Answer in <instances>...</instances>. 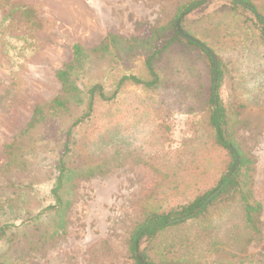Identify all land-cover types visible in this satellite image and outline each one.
Instances as JSON below:
<instances>
[{
    "label": "trees",
    "instance_id": "16d2710c",
    "mask_svg": "<svg viewBox=\"0 0 264 264\" xmlns=\"http://www.w3.org/2000/svg\"><path fill=\"white\" fill-rule=\"evenodd\" d=\"M203 1L177 0L168 12L161 7L158 22L144 36L124 39L109 34L92 49L72 46L71 60L55 73L59 94L35 106L25 128L5 146L6 162L0 167V264H35L41 250L66 233L75 182L104 176L111 165L121 162L123 151L117 135L88 142L87 150L96 158L103 157L97 164L86 163L77 136L102 105L115 101L129 85L156 92L164 99L161 120L173 109L187 113L189 121L179 149L154 165L160 181L141 201L140 220L127 241L128 258L140 264L136 247L147 264H210L206 261L209 249L231 247L223 243L229 236L235 244L232 258L236 263L212 264H245L248 245L259 240L262 207L251 189L254 158L236 139L243 106L224 103L220 97L225 78L220 52L241 59L264 56V1ZM212 3L218 4L199 13ZM14 12L32 32L44 28L42 17L28 6H16L1 22ZM183 14L181 29L202 46L177 32L175 24ZM15 39L20 42L12 47L15 53L33 48L27 45L29 37ZM204 47L217 59L215 85L210 55ZM136 55L142 58L136 71L119 69L118 62L130 69ZM96 69L101 72L99 77L94 75ZM107 84H112V89H107ZM65 117L67 123H63ZM162 125L163 121L157 127ZM35 129L43 134L25 147L20 139ZM229 146L239 157L232 175L234 154ZM41 157L49 159L46 168ZM33 161L38 163L37 172L40 169L49 180L16 179L28 172Z\"/></svg>",
    "mask_w": 264,
    "mask_h": 264
},
{
    "label": "rangeland",
    "instance_id": "374dc122",
    "mask_svg": "<svg viewBox=\"0 0 264 264\" xmlns=\"http://www.w3.org/2000/svg\"><path fill=\"white\" fill-rule=\"evenodd\" d=\"M176 3L177 0H0V167L6 162L5 146L25 128L34 107L48 103L59 94L55 73L71 60L73 45L92 49L109 34L124 39L144 36L158 22V10L165 7L167 12L172 11ZM218 3L206 6L199 13L212 10ZM18 5L36 10L44 20V28L32 32L20 23L17 12L1 22ZM18 36L29 37L27 45L33 48L15 53L12 47L19 45L15 39ZM220 53L225 73L220 97L224 103L243 106L236 139L241 149L254 158L251 189L253 198L262 207L259 240L248 245L245 264H261L264 261V56L241 59L224 51ZM141 62V56L136 55L130 69L118 62L119 69L136 71ZM118 63L113 67H118ZM97 69L95 77L101 75ZM106 88L112 89V84ZM162 100L156 92L126 86L115 101L102 105L91 123L80 129L78 148L86 163L97 164L103 159L87 150L88 142L116 135L123 151L121 162L111 165L104 176L75 182L73 203L66 215V233L42 249L35 264H133L128 258L127 241L140 220L141 201L160 181L154 165L171 157L187 135L189 115L172 109L161 120ZM162 121V127H157ZM67 122L65 117L63 123ZM42 134L41 129L31 130L28 137L20 140L27 147L35 136ZM40 160L46 168L49 159ZM37 168V161H33L28 172L20 173L16 179L49 180ZM227 239L223 243L232 246L210 248L206 254L208 263L236 261L232 258L235 244L231 237Z\"/></svg>",
    "mask_w": 264,
    "mask_h": 264
},
{
    "label": "water",
    "instance_id": "95a60500",
    "mask_svg": "<svg viewBox=\"0 0 264 264\" xmlns=\"http://www.w3.org/2000/svg\"><path fill=\"white\" fill-rule=\"evenodd\" d=\"M183 16H184V14L181 15V16L178 18V20L176 21L175 28H176L177 32H178L180 35H182L186 40H188V41H192V42L196 43L197 45L202 46L201 43H199L197 40L191 38L187 33H185V32L181 29V27H180V25H179V22H180V20H181V18H182ZM204 49H205V51H206L207 53H209V55H210V59H211V62H212V69H213V81H214V85H215V83H216V78H217V59H216L215 55H214V54H213L208 48L204 47ZM229 148L231 149V151H232L233 154H234V160H233V163H232L231 168H230V171H229V175H232L233 172L235 171L237 165H238L239 157H238V155L236 154L235 150L232 148V146H229ZM221 189H222V187H220V188H218L216 191H214V192H213V193L207 198V201H210L212 198H214V197H215V196L221 191ZM141 233H142V230L139 231V233H138L136 239H138V237L140 236ZM135 257H136V259L138 260V262H139L140 264H147V263H145V262H143V261L141 260V257H140V255H139V253H138L136 247H135Z\"/></svg>",
    "mask_w": 264,
    "mask_h": 264
}]
</instances>
